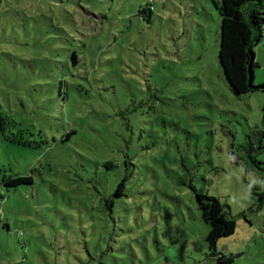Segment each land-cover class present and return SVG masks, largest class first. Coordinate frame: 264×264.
Instances as JSON below:
<instances>
[{
  "label": "rangeland",
  "instance_id": "rangeland-1",
  "mask_svg": "<svg viewBox=\"0 0 264 264\" xmlns=\"http://www.w3.org/2000/svg\"><path fill=\"white\" fill-rule=\"evenodd\" d=\"M152 7L1 0L0 182L4 175L32 182L0 187V264H222L218 257L232 254L229 264H264V202L250 191L264 177L247 168L240 148L249 130H263L264 93L230 90L217 59L213 0ZM254 53L259 85L264 44ZM120 113L131 120L124 137L139 145L110 219L102 202L118 175L106 188L101 168L87 173L75 152ZM61 138L75 152L60 151ZM253 156L264 167V151ZM194 190L218 199L236 223L215 254Z\"/></svg>",
  "mask_w": 264,
  "mask_h": 264
},
{
  "label": "trees",
  "instance_id": "trees-1",
  "mask_svg": "<svg viewBox=\"0 0 264 264\" xmlns=\"http://www.w3.org/2000/svg\"><path fill=\"white\" fill-rule=\"evenodd\" d=\"M153 2L154 0H148L149 12L153 8ZM213 4L220 17L217 59L230 90L235 95H247L255 92L264 93V83L259 85L253 83L255 69L258 67V63L255 60L254 47L260 43L264 44V0H218L217 2L213 0ZM80 10L88 18H91L89 10L85 8H80ZM67 52H70V50ZM73 53L75 52L69 53V62L72 68L77 63V55L75 53V65L72 66L71 56ZM262 114V132L249 130L245 135L246 141L243 145H240V148L246 156L247 168L256 170L264 177L263 163L257 162L253 156V153L258 150L264 151V105ZM123 117L125 115L120 113V120L117 119L116 121L114 119L111 127L104 128L101 132H98L99 136L97 139L94 138L95 141L90 145L85 144L79 150V154L65 145V138L68 139L76 133L74 128L66 134L65 138H61L59 143L60 151L72 150L75 152L76 156L79 157L76 162L77 165L85 167L87 173L91 169L96 170L100 167L101 169L99 170L104 178V186L106 188L110 185V179L112 178L113 180L118 175L117 179L112 181L115 186L112 187L113 192L105 195L102 202L103 212L107 213V217L110 219L112 218L110 215L113 213V200L123 196L125 183L128 181V177L132 176V170L136 166L137 155L135 148L139 145L133 142L130 138L132 136L124 137V135L131 132L132 128L131 120ZM123 120L124 123L121 122ZM113 125H116V127H112ZM8 141L17 142L12 139ZM53 141H55L54 138ZM17 143L18 145H24V143ZM98 150L101 159L100 163L94 159ZM118 169L122 170L119 173L124 174L123 176L114 173ZM107 171H112L113 174ZM31 182V177L18 176L14 178L10 175H4L0 182V187L3 186L9 189L22 184H31ZM250 191L258 198L261 205L264 202V183L251 186ZM257 191L259 192L256 193ZM194 193L201 213V219L209 226V232L205 240L208 243L210 252L215 254L217 241L234 234L236 228L235 220L218 199L197 190H194ZM236 258H238V255L232 254L227 258L219 256L218 260L222 264H229Z\"/></svg>",
  "mask_w": 264,
  "mask_h": 264
},
{
  "label": "water",
  "instance_id": "water-1",
  "mask_svg": "<svg viewBox=\"0 0 264 264\" xmlns=\"http://www.w3.org/2000/svg\"><path fill=\"white\" fill-rule=\"evenodd\" d=\"M71 62H72V66H74L75 65V53H73L71 56Z\"/></svg>",
  "mask_w": 264,
  "mask_h": 264
}]
</instances>
